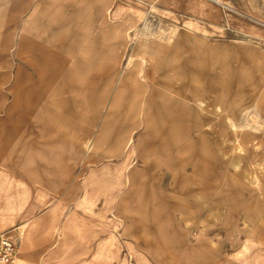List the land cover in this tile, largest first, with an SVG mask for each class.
Segmentation results:
<instances>
[{
	"label": "rangeland",
	"instance_id": "rangeland-1",
	"mask_svg": "<svg viewBox=\"0 0 264 264\" xmlns=\"http://www.w3.org/2000/svg\"><path fill=\"white\" fill-rule=\"evenodd\" d=\"M98 1L0 4L15 264H264V0Z\"/></svg>",
	"mask_w": 264,
	"mask_h": 264
},
{
	"label": "crops",
	"instance_id": "crops-1",
	"mask_svg": "<svg viewBox=\"0 0 264 264\" xmlns=\"http://www.w3.org/2000/svg\"><path fill=\"white\" fill-rule=\"evenodd\" d=\"M107 1L108 0H99L98 3H99V5L105 6V8L107 9L108 18L112 22H116L118 27L123 30V28H124L123 25L125 23L124 19H115L118 16V14H117L118 8H121V6H122V5H120L121 3H118V6L115 7L114 9L108 10ZM36 2H39L41 4L44 3L43 0H40V1L39 0H0V4L8 5L10 11L13 13L23 12L27 6L35 4ZM44 163H45L44 169H47L45 171V174H44L45 175L43 178L44 181L47 180V178L49 177L50 174L53 173V171L58 170V172H60L59 170L62 167L66 168V169L69 168V166H66V164L63 165V163L57 157H53L51 160H44ZM27 195H28V199H29V193ZM28 199L24 204L20 205V207L14 205V204L12 206L10 204L5 205V208L7 210L4 212H0V227L6 221H8L10 219V217L12 216V214H14V212H18V211H21L23 209L25 211H28L29 206H30V205H27ZM40 204L42 205L43 202L41 201ZM31 214H34V213H31ZM31 214H29V215L31 216ZM29 215H23V219L25 217H28L29 219L25 222V224L23 223V227H22V229H20L21 230V244H22V248L24 250L28 246H32V242L45 243V242L49 241V239L51 238L50 234L44 235L39 231V229L43 226V224H42L43 222H42L41 218L39 216H36L35 218L31 219V217ZM27 254H30L31 256H33L34 252L31 251ZM45 256H49V255H45Z\"/></svg>",
	"mask_w": 264,
	"mask_h": 264
},
{
	"label": "built area",
	"instance_id": "built-area-1",
	"mask_svg": "<svg viewBox=\"0 0 264 264\" xmlns=\"http://www.w3.org/2000/svg\"><path fill=\"white\" fill-rule=\"evenodd\" d=\"M16 242L8 230H0V264H15Z\"/></svg>",
	"mask_w": 264,
	"mask_h": 264
},
{
	"label": "bare ground",
	"instance_id": "bare-ground-1",
	"mask_svg": "<svg viewBox=\"0 0 264 264\" xmlns=\"http://www.w3.org/2000/svg\"><path fill=\"white\" fill-rule=\"evenodd\" d=\"M20 231V234H21V230H19Z\"/></svg>",
	"mask_w": 264,
	"mask_h": 264
}]
</instances>
